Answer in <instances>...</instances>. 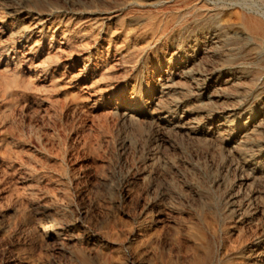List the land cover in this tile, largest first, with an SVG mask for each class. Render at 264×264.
I'll list each match as a JSON object with an SVG mask.
<instances>
[{"label":"rangeland","instance_id":"obj_1","mask_svg":"<svg viewBox=\"0 0 264 264\" xmlns=\"http://www.w3.org/2000/svg\"><path fill=\"white\" fill-rule=\"evenodd\" d=\"M262 38L264 0H0V264H264Z\"/></svg>","mask_w":264,"mask_h":264},{"label":"bare ground","instance_id":"obj_2","mask_svg":"<svg viewBox=\"0 0 264 264\" xmlns=\"http://www.w3.org/2000/svg\"><path fill=\"white\" fill-rule=\"evenodd\" d=\"M201 7H202V6H201ZM200 9H201V8H200ZM239 9H240V8H239ZM213 10H214V9H213ZM236 14H237V13H236ZM257 16H259V15H257ZM244 17H245V16H244ZM254 17H255V16H254ZM259 17H260V16H259ZM259 17H257V18L259 19ZM261 17H262V16H261ZM257 18H256V19H257ZM246 19H247V18H246ZM213 20H214V19H211L210 21H213ZM208 21H209V20H208ZM260 21H261V20H259V22H260ZM211 24H212V22H211ZM211 24H210V25H211ZM242 24H243V23H242ZM207 25H209V24H207ZM243 28H244V27H243ZM247 28H248V27H246V29H247ZM248 30H249V29H248ZM222 31H223V30H222ZM249 31H250V30H249ZM249 31H248V32H249ZM251 31H252V33H254L253 35H254V37H255L256 39L262 37V35L259 36V35H260L259 33L262 32V27L260 26V24H259L258 22H257V23L255 22V24L251 27ZM250 33H251V32H250ZM252 33H251V34H252ZM248 35H249V34H248ZM242 37H243V36H242ZM247 38H248V37H247ZM236 39H237V38H236ZM236 39L234 38V40H236ZM253 39H254V38H253ZM262 39H264V38H262ZM229 40H230V38H229ZM248 40H249V39H248ZM245 41H246V40H245ZM227 42H228V44H229V41H227ZM230 42H231V40H230ZM239 42H240V40H239ZM252 42H253V40H252ZM259 42H260V41H259ZM253 43H254V42H253ZM257 43H258V42H257ZM224 44L227 45V43H224ZM235 44H236V43H235ZM255 44H256V43H255ZM248 45H249V44H248ZM230 46H231V44H230ZM232 46H233V45H232ZM232 46H231V48L234 47V46H233V47H232ZM249 46H250V45H249ZM249 46H248V47H249ZM260 46H261V44H258L257 46L252 45V48H251V49L249 48V50H250L251 53H253V55H254V54H257V53H258V50L262 48V47L259 48ZM227 47H228V46H227ZM248 47H247V48H248ZM229 48H230V47H229ZM233 49H234V48H233ZM236 49H238V48H236ZM245 50H246V49H245ZM238 51H239V49H238ZM261 51H262V50H261ZM231 52H232V51H231ZM236 52H237V51H235V54H236ZM239 52H240V51H239ZM239 52H237V54H238ZM250 52H249V54H250ZM259 52H260V51H259ZM262 53H263V52H262ZM249 54H247V55H249ZM258 54H259V53H258ZM263 54H264V53H263ZM240 55H241V54H240ZM247 55H246V56H247ZM251 55H252V54H251ZM253 55L251 56V58L253 57ZM233 56H234V55H233ZM237 56H239V55H237ZM237 58H240V57H237ZM241 58H242V57H241ZM259 58H260V57H259ZM242 59L244 60V58H242ZM252 59H253V58H252ZM252 59H251V60H252ZM256 59H257V58H256ZM262 59H264V58H262ZM249 61H250V58H249ZM245 62H246V61H245ZM262 62H263V61H262ZM246 63H247V62H246ZM263 63H264V62H263ZM250 65H251V64H250ZM257 67H258V66H257ZM258 68H260V67H258ZM261 68H262V66H261ZM261 68H260V69H261ZM263 70H264V68H263ZM260 71H262V69H261ZM256 75H257V74H256ZM258 75H259V74H258ZM263 81H264V80H263ZM199 234H200V233H199ZM203 238H204V237H203ZM201 241H202V240H201ZM190 260H191V259H190Z\"/></svg>","mask_w":264,"mask_h":264}]
</instances>
